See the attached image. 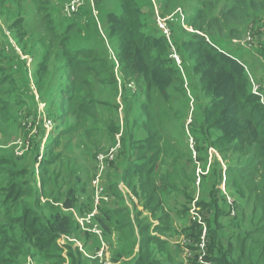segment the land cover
I'll return each instance as SVG.
<instances>
[{
	"label": "trees",
	"instance_id": "obj_1",
	"mask_svg": "<svg viewBox=\"0 0 264 264\" xmlns=\"http://www.w3.org/2000/svg\"><path fill=\"white\" fill-rule=\"evenodd\" d=\"M86 1L89 8H84L85 5H82L83 8L75 15L73 20L67 21V19H62V21L58 22L68 25L60 34L62 35V43L66 44V47L68 46V50L66 51L67 56L63 57L65 60L64 64L59 65L52 72V63H47L46 61L47 54L42 53L45 54L43 58L42 56L36 58V55L32 52L34 50L37 51L40 45L30 49L31 55L29 57L32 59V64L35 62L40 67L38 74L41 77H39L37 85L40 91L44 90L43 97L49 100L51 95H55L58 98L56 103H60L59 109L54 108L53 112L48 111V115L54 123L59 122L61 119L76 118L78 120L76 121L75 128H77L78 124L92 121L89 123L95 125L93 131L99 130V127L103 123V129L106 128L105 132L107 135H113L114 142L116 137L119 136L118 144L120 145V149L115 151L112 160L108 161V158L106 159V167H110L109 163L111 161L119 164V166L114 167V170L118 171L119 182L125 186L130 195L126 196L114 184L112 185L113 190L110 187L108 189L109 198L114 203L118 201L124 202V200L131 201L132 194L135 198L139 199L140 203L145 202L144 206L142 205L144 211L148 212L150 217L152 216L154 219H157L156 214L159 211L165 209V202L158 200L155 196L158 186L151 184V177L156 170V160L158 162L157 157L161 153L158 139L159 137L163 139V135L158 136V130L156 132L153 126L156 124L158 118H164L162 114L176 113L174 110L176 103L172 102L175 96L174 91L180 92L183 90V86L174 88L177 77L180 78V74L183 75V78L186 75H191L190 80L192 77H195L200 90V92H197L198 95H196L199 111L197 112V116L195 115L193 122L189 124L193 136L197 134V138L202 145L199 147V150L197 148V152L205 151L207 153L210 148H214L221 157L234 160L233 163H228L227 168L229 171L227 173L228 175L233 174L232 183L235 192H238L243 197L244 191L238 182V178H241L246 170V167L243 166V159L249 155V151H252L255 156L260 158V162H264V81H260L262 83H259L254 79L247 62L245 63L242 59L227 52L224 43H232V40L240 38L242 29L248 23H251L256 27L255 31L259 34L256 37L257 48L255 50L263 51L262 53H264V26H262L264 23V0H226V2H219V4H216L218 0H196L197 6L192 7L191 13L186 19L187 25L192 27L193 31L195 30L194 34L191 37L187 34L185 38L180 35L173 42H166L167 39L164 33L159 29L160 33L159 31L157 33L152 28V25L146 21L144 17L145 13L139 5L138 0H119L120 12L99 10V6L103 5L106 0ZM185 2L190 3V1L186 0ZM209 2L215 4L210 10H208L209 6L207 5ZM66 3L67 0L63 6ZM14 4L15 8H20L19 2H14ZM90 12L93 14V20L97 25V29L108 40V44L113 49L112 51L99 42H97V47L94 49H87L81 46L82 43H86V40L88 41L87 43L93 42V40L84 38L83 31L85 26L88 25V22L85 23L84 17H90ZM62 14L64 16V7ZM21 18L23 19L24 17L21 16ZM82 19L84 24L80 26ZM47 22L48 29L50 30L49 24L52 25V21L51 19H47ZM8 29L12 33V37L15 36L16 38L18 35L17 31L9 26ZM71 30L74 31L71 32ZM52 31L56 33L55 26ZM260 47H263V50H260ZM11 50L9 37L1 31L0 56L7 63L0 66V71H7L8 75L0 78V80L13 81L16 78L21 84V89L27 90L30 93V84L29 86L28 84H24V78H27L26 74L24 75L25 63L23 64L19 56H15L14 54L11 56L9 54ZM82 53H85L86 56L82 57ZM252 53L255 52L253 51ZM111 55H113V58ZM173 55H177L180 64H178ZM256 57L261 58L257 54ZM261 61L263 62L262 59ZM82 71L84 72L83 74L86 71L88 73L91 72L93 75H85V79L82 81L80 78ZM63 78L66 79L63 80ZM132 80L135 83L130 82ZM81 82L89 84L92 89L89 90L88 95H84V99L79 103V99L76 97L77 89L74 88ZM97 83L102 88L96 89L94 84ZM134 84H137V94L146 96V99H142L143 103H139L140 106L136 103V99L132 96L133 94L130 90V85L134 86ZM254 84L260 85V92L258 94L254 92ZM85 86L89 89L87 85ZM14 89L15 87L6 94L7 97H11L8 100L14 103L21 98L22 101H25L24 96L26 94L17 91L13 92ZM58 89L62 92L56 94ZM32 93L31 96L35 97L34 93ZM62 93H67V95L63 96ZM105 95H107L106 99H109L107 103L104 102L106 100L104 99ZM120 95L123 98L121 106L124 107V110H122V123L120 121L119 105L113 104L111 106V103L118 102L117 99ZM69 96L70 99L77 103L68 102L66 99ZM153 96L157 97L158 100L156 102L152 101ZM125 98L127 102L129 100L131 103H125ZM63 103L66 109H61ZM158 103H160V108L158 107ZM18 104L25 105V103ZM51 104L53 105V103ZM74 104H77L78 108ZM178 104L179 114L185 116L189 113V103H184L182 99ZM99 105L102 109L110 108L109 111L113 109L118 114L114 115L112 113L108 116L106 112L102 113ZM19 106L17 105L15 110ZM73 107L75 109H72ZM70 110H72V117L68 114ZM184 111H188V113ZM37 115H39L38 111L32 115L34 116L32 118H37ZM138 122L142 125L143 132L147 133L146 137H144L145 139L139 141V144L143 142L145 145L144 149L132 146V129L135 127L136 132ZM143 122L145 123L143 124ZM186 123V119L182 120V124L185 125ZM106 125L108 126L106 127ZM35 128L37 129V127ZM58 128L57 126L56 129ZM89 129L92 130L91 128H87L84 132L74 134V129L70 132H73V139L76 140L75 138H84L83 133L89 134ZM159 132L162 133L160 128ZM43 133L41 128V132L39 131L38 135H35L37 137L34 136L33 140L38 139ZM55 138L57 139V137ZM7 140H11V138ZM93 144L94 141H89L86 138L83 140L82 148H78L75 151L68 150L72 154L71 160L75 153H79L80 157H86L89 160L88 155L94 153V150L98 147L94 155L93 171H91V166L85 167L90 173L93 172V175L96 177L99 174V156L107 154L106 152L108 151L110 152V148L114 143H110V147L106 150H104L103 145L100 146L99 144L93 147ZM34 148L35 144L32 149L28 148L26 155L18 158L15 156L12 147H9L5 156L2 159L0 158V177H6L4 185L1 186L0 183V191L3 192L2 197H0V264H17L13 263V260H16L14 257H16L19 250L21 251L18 258L23 260L29 255L28 251L30 250L33 252V256L37 255L38 257L36 258H39V253L48 256L50 249L63 252L64 250L68 251L60 255V264H65L66 262H69V264H79L81 255L73 252V244L71 242H73L72 236L77 233L79 234L81 230H85V227L75 220L73 215L68 213V211L74 209L84 219L94 214V216L90 217V223H86V226L91 224L98 225L101 227V231H104V227L108 229V225L105 223L109 222V219L105 214H102L101 210H99L100 207L94 205L96 203H91L92 200L82 203L77 201L78 191L76 184L68 190V199H65L63 203V207L68 211L65 212L62 209V211H56L47 215L40 208L44 197H48L46 190L42 192L41 189L39 191L35 183L34 174L32 180H30L27 178L29 170L19 169L17 168L18 165H16V163L20 164V161L23 159L30 164L39 161V157L41 156L39 155V147L38 149ZM11 152L12 154H10ZM142 152L146 153V158L142 160L143 163L141 164L138 156ZM47 157H42L40 162L48 163L49 169H52V159L48 157L47 160ZM80 157L79 159H73V165L78 164ZM146 162L148 163L145 164ZM214 166L222 169L216 156L214 158ZM39 171L44 182V187L46 186V181L50 179L51 173L45 172L43 167H40ZM69 175H75L73 169H71ZM221 175L220 171L216 177L218 184L222 180ZM183 176L184 180H189L191 185H195L196 180H198L194 176L190 178L191 172H189L188 167H185L183 170L180 177L181 180H183ZM133 178L137 179L136 184L133 182ZM157 179L163 180L165 178L158 177ZM211 181L213 182L212 179H207L206 177L200 184L202 183L203 199L207 200L204 201L203 205L209 209L210 214L212 213L216 219L217 227L213 226L210 228L207 221H204L208 227L205 250L202 251L200 246L192 247L194 260L192 255L187 256L188 260L191 261L192 259L193 262H196L200 254L203 253L202 260L211 264H243L241 257L237 260L233 255L234 251L232 248L224 247V241L219 231L221 225L218 224V220H222L225 216L229 220V223L238 229L243 219H240L239 215L236 214L232 216L233 213H236V204L232 203L229 208L226 205H222L223 201L219 200V193L214 190V183ZM182 184H185V182ZM174 187L176 186L165 183L163 191L165 192L166 189L170 188L173 190ZM51 195H56V192L51 193ZM22 196L23 201L20 200ZM88 198L82 195L80 201ZM188 198L189 196L185 195V201ZM19 202L25 204L26 207L25 212L20 217L17 216ZM1 208L5 210L6 217L1 216ZM114 208L115 225L118 228L121 219L124 221L123 229L128 227L134 229V222L138 220V225L136 226L141 235L140 250L137 259L134 262L131 261V264H167L171 262L170 260L173 255H169L166 260L150 259L148 244L156 243L154 241H164L145 234V231L148 232L153 225L149 223V217L143 216V211L133 212L131 214L132 219L130 220L125 206L118 207V205H115ZM95 209H97V212H94ZM32 216H35L37 219L32 218ZM165 216L166 214H162L158 218V221L160 223L166 221L167 217L163 220ZM140 218L143 220L141 221ZM2 219L5 222H2ZM195 225L196 227L198 226L197 222L192 224V226ZM164 227L165 225L157 228L162 229ZM196 227L189 228L194 229ZM19 230L20 232L18 233L22 234L21 241H19V245L14 246L13 242L18 243V233L16 231ZM87 230L90 231L89 229ZM13 233L16 234L13 235ZM198 239L200 240V238ZM61 240L64 243L63 245L60 244ZM172 260L175 261V259ZM18 264L23 263L18 262ZM171 264L173 263L171 262Z\"/></svg>",
	"mask_w": 264,
	"mask_h": 264
},
{
	"label": "rangeland",
	"instance_id": "obj_2",
	"mask_svg": "<svg viewBox=\"0 0 264 264\" xmlns=\"http://www.w3.org/2000/svg\"><path fill=\"white\" fill-rule=\"evenodd\" d=\"M65 1L66 0L0 1V29L9 37L10 40H12L10 43L12 50L9 54L11 55L14 51V55L19 56L21 61H23V64L25 63L26 69L24 70V75L26 74L29 79L30 86L34 90L35 95V97H32L31 94L28 93L29 91L21 89V84L16 78L13 81H6L4 79L2 81L0 80V158L2 159V157L5 156L9 147H12L16 157L21 158L23 155H26L28 148L32 149L35 144V148L38 149L39 147V155H41L39 157V161L30 164L23 159L20 161V164L16 163V165H18L17 168L19 169L29 170L27 178L30 180H32L34 174L35 183L38 186L39 191L41 189L42 192L46 190L48 197H44L40 208L47 215L56 211H62V209L67 212L68 210H65L63 203L65 199H68V190L76 184L78 191L77 201L82 203L87 200H92L91 203H96L94 205L100 207L99 210H101L102 214L107 216L109 222L105 224L108 225V229L104 227V231H101V227L98 225L91 224L86 226V223H90V218L84 219V217H81L74 209L68 211V213L73 215L75 220L85 227V230H81L79 234L77 233L72 236L73 242H71L73 244V252L81 255L79 264H131V261L134 262L137 259L141 242V235L136 226L138 225V220L134 222V229H131V227L123 229L124 221L121 219L118 228L115 225L116 223L114 219L115 205H118V207L125 206L129 213L130 220L132 219L131 214L135 211H143V216L149 217V223L153 226L148 232L145 231V234L149 237L157 239L160 238L164 241H154L156 243L148 244V248L150 249L148 255H150L151 260H166L169 255H173L172 259H175V261L172 259L170 260L173 264H211L202 260L204 256L203 253L200 254L196 262H193L194 253H192V247L195 246H200L202 251L205 250L208 227L207 224L205 225L204 221H207L210 228L213 226L217 227L216 219L212 213L210 214L209 209L203 205L204 201L207 200L203 199L204 193L202 192V183L200 184V182L204 181V178L206 177L207 179L213 180V182L211 181L214 183L213 188L215 191H218L220 196L219 200L223 201L222 205H226L229 208L232 203L236 204V213H233L232 216L236 214L239 215L240 219H243L238 229L234 228L225 216L222 220H218V224L221 225V229H219V231L224 241V247L232 248L234 251L233 255L237 260L241 257L243 264H257L258 261H260L258 264H264V162H260V158L255 156L252 151H249V155L243 159V166L246 167V170L244 171L242 177L238 178V182L244 191V196L241 197L238 192H235L232 183L233 174L228 175L227 173V171H229L227 168L228 163H233L234 160H228L221 157L214 148H210L207 153L205 151L199 153L197 152V148L199 150V147L202 145L200 140L197 138V134L193 136V132L191 127H189V124L193 122L195 115L197 116V112L199 111L197 108L196 95H198L197 92H200V90L195 77H192L190 80L191 75H186L184 76L185 78H183V75L180 74V78L177 77L175 82L174 88L183 86V90L180 92L174 91L175 96L172 103H176L174 109L176 113L162 114L164 118H158L156 124L153 126V128L156 129V132L158 130V136L163 135V139L160 137L158 139V145L161 148V153L157 157L158 162L156 160V170L151 177V184L153 186H158L155 196L158 200L165 202V209L163 211H159L156 214L157 219H154L152 216L150 217L148 212L144 211L143 206L145 202L140 203L139 199L137 197L135 198L132 194L131 201L124 200V202L118 201L114 203L109 198L108 189L110 187L111 190H113L112 185L114 184L116 188L118 186V189L122 190L126 196L130 195V193L124 188L123 184L119 182L120 178L118 177V171L114 170V167L119 166V164L111 161L109 163L110 167H106V159L108 158V161L112 160L114 158L115 151L120 149V145L118 144L119 136L116 137L114 142L113 135H107L105 132L106 128L103 129V123L97 131H93L95 125H91L89 123L92 121H89L88 123L84 122V124H78L77 128H75L76 121L78 120H76V118H69L68 120L61 119L59 122L54 123V121L50 119L48 111L53 112L54 108L59 109L60 103H56L58 98H56L55 95H51L49 100H46L43 97L44 90L40 91L37 85V81L39 80V77H41L40 74H38L40 67L39 65H36L35 62L33 65H30V49L39 45L40 46L37 51L34 50L32 52L36 55V58H39L40 56L43 58L45 54L42 53H46L47 63H52V72L56 70L59 65L65 63L63 57L67 56L66 51L68 50V46L66 47V44L62 43V35L60 34L68 25L66 23L61 24L63 22H58L62 21V19L70 21V19L73 20L75 18V16L70 18L65 15L63 16V4ZM82 1L83 5H85L84 8H89L87 1ZM186 1H190V3H186L185 0H138V3L145 13L144 17L146 21L152 25V28H154L157 33L161 30L167 39L166 42H173V40L178 39V36L180 35H182L183 38H185L187 34L191 37V35L195 32L192 27L187 25L186 19L191 13L190 11L192 10V7L197 6V2L196 0ZM14 2H19L20 8H15ZM219 2L224 3L226 0H218L216 4H219ZM207 5L209 6L208 10H210V8H212L215 4L213 2H209ZM82 8V6L79 8V12ZM99 10L120 12V1L106 0L103 5L99 6ZM79 12L77 11L75 15ZM21 16L24 18L22 19ZM39 18L40 20H38ZM47 19H51L52 25L56 28V33L52 31L54 26L51 24H49L50 30L48 29ZM84 19L85 23L88 22V25L85 24L86 26L83 30L85 35L84 38L93 40V42L87 43L88 41L86 40V43H82L81 46L87 49H94L97 47V42H99L105 45L106 48H110L112 51L113 49L108 44V40L104 38V35L100 34L101 31L99 32L97 29V25L93 20V14L90 12V17H84ZM161 20L164 21L163 24L165 27L162 26L164 29L159 28ZM80 23V26L84 24L83 19ZM8 26L13 27L15 31H17L18 35L16 38L15 36L12 37V33L8 29ZM262 26H264V23ZM255 29L256 27L253 24L248 23L246 27L242 29V35L240 38L232 40V43H224V45L226 46L227 52H230L242 59L243 62H247L250 72L255 76L257 75L260 81H264V53H262L263 51L261 52L255 50L257 48L256 37L259 35ZM72 31L74 30H71V32ZM165 31L167 33H165ZM22 33H24V35H22ZM261 33L263 34L262 31ZM246 39L248 40V43L241 44L246 41ZM2 42L4 43L3 40ZM261 49L263 50V47H260V50ZM253 51L261 58H256V54L252 53ZM84 56H86L85 53H82V57ZM111 56L113 58V55ZM175 56L177 55H173L174 58ZM6 63L7 61L0 56V66L6 65ZM178 64L180 63L178 62ZM257 69H260L263 73L259 75ZM83 73L84 72L82 71L80 74L82 81L85 79V75H93L91 72L88 73L85 71V74ZM6 75H8L7 71H0V78H3ZM27 78H24V84H28L29 86ZM65 79L66 78H63V80ZM130 82L135 83L133 80ZM85 85H87L89 89H87ZM14 87L15 89L13 92L17 91L26 94L24 96L25 101H22L21 98L14 103L8 100L11 97H7L6 94H8ZM75 87L76 88L74 89H77L76 97L79 99V103H81L84 99V95H88L89 90L92 89L89 84H85V82H81ZM94 87L96 89L102 88L98 83L94 84ZM130 90L132 91V96L136 99V103L140 106L139 103H143L146 96L144 97L142 94H137V84H134V86L130 85ZM59 92L62 91L58 89L56 94ZM62 95L66 96L67 93H62ZM106 98L107 95H105L104 99ZM152 98L153 102L158 100L155 96ZM182 99L184 100V103H189V113L188 111H184L185 113H188L185 116L179 114L178 102ZM66 100L68 102L71 101V103H77L76 101L70 99V96ZM108 100L109 99H106L104 102L107 103ZM117 101V103H111V106L113 104L119 105V115L122 123V110H124V107L121 106V103H123L122 95L118 97ZM18 103H25V105ZM51 103H53V105ZM125 103L131 102L129 100L127 102L125 98ZM17 105L20 106L17 110H15ZM74 106L78 108L77 104H74ZM75 107L72 109H75ZM158 107L160 108V103H158ZM62 108L66 109L64 103L61 109ZM99 109L102 110V113L106 112V115L108 116L109 114L114 113V115H116L117 113L113 109L109 111L110 108L102 109L100 105ZM35 111H38L39 115H37V118L35 117L33 119L32 117L34 116L32 115L36 113ZM71 111L72 110H70L68 114L72 117ZM185 119L187 123L184 125L182 124V120ZM144 123L145 122H143V124ZM108 125H106V127ZM57 126L59 127L58 129H56ZM35 127H37V129ZM41 128L44 133L34 141V136L38 135L39 131L41 132ZM87 128H91L92 130L89 129V134L83 133L84 138H75L76 140L73 139L74 134L77 132H84ZM159 128L162 133L159 132ZM74 129L75 132L73 134V132L70 131ZM132 135V146L144 149L145 145L143 142L142 144H139V141L141 139H145L144 137H146L147 133L143 132L142 125H140L139 122L136 132L135 127L132 129ZM55 137H57V139ZM8 138H11V140H7ZM86 138L89 141H94L93 147L100 144V146L103 145L104 150L110 147V143H114V145L110 148V152L108 151L106 152L107 154H101L98 158L99 162L104 161L103 164L100 163L99 165L98 172L100 173L101 170V176L97 175L95 177L93 172L90 173L88 169H85V167L91 166V171H93V160H95L94 155L98 147L94 150V153H90L88 155L89 160H87L86 157H80L79 153H75L71 160L72 154L69 150L75 151L78 148H82L83 140ZM53 144L54 146H52ZM10 154H12V152ZM47 155L50 159H52V169H49L50 166L48 167V163L45 164L40 162L42 157L45 158ZM215 156L218 163L220 162L222 169L214 166ZM48 157L46 158L47 160ZM79 157L80 160L78 164L76 163L73 165V159H79ZM101 158L103 160H101ZM138 158L142 164V160L146 158V153H140ZM147 163L148 162L145 164ZM40 167H43L45 172H48V174L51 173L50 179L46 181V186L44 187V182L39 171ZM185 167H188L189 172H191L190 178L194 176L198 179L196 180L195 185H191L189 180H184L185 175L182 178L183 180L180 179ZM71 169L75 172V175L73 176L69 175ZM220 171L222 173V180L220 184H218L216 177L219 175ZM158 177H163L165 179L159 180L157 179ZM5 181L6 177L1 176V186L4 185ZM133 182L136 184L137 179L133 178ZM183 182H185V184H182ZM165 183L175 185L176 187H174L173 190L171 188L166 189L164 192L163 185ZM53 192H56V195H51ZM2 195L3 192L0 191V197H2ZM82 195L89 198L80 201ZM185 195L189 196L186 201ZM20 200L23 201V196ZM107 204L109 205L107 206ZM25 209V204L19 202L17 216H22ZM94 212H97V209H95ZM31 214H33V212H31ZM162 214H166L163 220H165L166 217L167 220L160 223L158 218ZM1 216L6 217L5 210L3 208H1ZM90 216H94V214ZM33 217L37 219L35 216H32V218ZM140 220L142 221L143 219L140 218ZM2 222L5 221L2 219ZM195 222H197V227L196 225L192 226ZM164 225L165 227L162 229L157 228ZM189 227L196 228L191 229ZM16 232L18 233L20 230ZM15 234L16 233H13V235ZM21 237L22 234L18 233V243L13 242L14 246L19 245ZM198 238H200V240ZM60 244H64L62 240L60 241ZM20 251L21 250L17 251L16 257H14L16 260H13V263L60 264V255L68 252L67 250H64L63 252L60 250L50 249L48 256L39 253V258H36L38 256H33V252L30 250L28 251L29 255L25 259L21 260L18 258ZM120 254L122 257L119 256ZM188 255H192L193 260L191 259V261H189L187 257ZM171 262L167 264H171ZM65 264H69V262H66Z\"/></svg>",
	"mask_w": 264,
	"mask_h": 264
},
{
	"label": "built area",
	"instance_id": "obj_3",
	"mask_svg": "<svg viewBox=\"0 0 264 264\" xmlns=\"http://www.w3.org/2000/svg\"><path fill=\"white\" fill-rule=\"evenodd\" d=\"M83 5V1L82 0H67V3L65 4L64 6V15L68 18L72 17V16H75L76 12L78 11L79 12V8ZM161 24L159 25L160 29H164L165 25L163 24V20L160 21ZM164 26V27H162ZM165 33H167L165 31ZM237 42V41H236ZM243 43H248V40L246 39V41L242 42L241 44ZM175 59L180 63L179 61V58L177 56H175ZM254 92L258 94V92H260V85L259 84H254ZM50 124V122H49ZM101 160H103L101 158ZM104 161L100 162L103 164ZM101 172V170H100ZM92 217V216H89V218ZM90 221V220H89Z\"/></svg>",
	"mask_w": 264,
	"mask_h": 264
},
{
	"label": "crops",
	"instance_id": "obj_4",
	"mask_svg": "<svg viewBox=\"0 0 264 264\" xmlns=\"http://www.w3.org/2000/svg\"><path fill=\"white\" fill-rule=\"evenodd\" d=\"M1 31L2 30H0V33H1ZM11 41L12 40H10V43H11ZM15 52L13 51V53L12 54H14ZM12 54H11V56H12ZM257 58V57H256ZM31 59V58H30ZM30 65H33L32 64V59H31V64ZM257 67V66H256ZM26 69V67H24V70ZM258 70V73H259V75H261L263 72H261V70L260 69H257ZM252 75H253V73H251ZM253 77L260 83V79L258 78V76L256 75H253ZM28 79V78H27ZM28 83L30 84V82H29V79H28ZM262 83V82H261ZM33 86H34V84H33ZM32 91H33V93H34V90L31 88V92H30V94L32 93ZM32 93V94H33ZM99 176H101L102 175V172H100L99 174H98ZM98 179H100V178H98ZM124 188H125V186H124ZM126 189V188H125ZM127 190V189H126ZM122 191V190H121ZM128 191V190H127ZM123 192V191H122ZM129 192V191H128ZM127 192V193H128ZM124 193V192H123Z\"/></svg>",
	"mask_w": 264,
	"mask_h": 264
}]
</instances>
